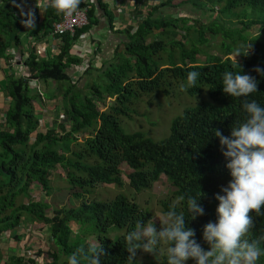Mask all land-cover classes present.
Segmentation results:
<instances>
[{
	"label": "trees",
	"instance_id": "obj_1",
	"mask_svg": "<svg viewBox=\"0 0 264 264\" xmlns=\"http://www.w3.org/2000/svg\"><path fill=\"white\" fill-rule=\"evenodd\" d=\"M15 2L23 4V0H4L0 6V57L12 64L13 49L20 50L22 55H25V44L31 49L29 58H24L29 72L9 75L5 72L2 85L9 101L1 107L4 121L0 125V176L4 179L0 178V232L17 230L27 212L28 218L24 220L43 224L40 229L50 245L35 253H29L26 248L24 255L17 259L25 260L24 264H36L34 257L40 259V255L47 254L48 258L37 264H67L66 257L75 249L95 245L103 249L101 264H138V249L134 255L129 253L124 237L135 227L136 220L153 222L152 211L125 193L111 200L87 197L100 183L122 185L123 163L132 168L129 183L136 191L151 189L163 175L169 179L176 200H162L163 213L173 206L183 211L187 226L195 230L197 241L207 250L209 245L202 238L203 226L210 220L215 221L218 201L214 194L231 179L219 138L212 130L220 129L223 135H230L232 124L242 120L244 115L243 99L222 90L223 72L240 69L255 76L257 92L251 93L248 99L264 104V76L254 70L256 66L264 68V21L238 17L236 12L240 8L264 7V0H221L218 5L221 16H236L245 26L230 27L234 29L231 36L240 40L241 35L246 34L244 31L256 23L260 24V32L252 38L246 34V44L240 42L234 49L223 46L227 57L206 55L204 60L203 55L198 59V51L186 47L182 40L174 39L178 48L180 44L183 47L174 53L165 51L166 39L157 38L168 35L165 28L169 25L176 28L180 25L175 17L167 19L155 15L160 14L161 6L171 4L172 0L158 5L149 0H81L77 9H87L88 23L74 33L55 32V22L62 19L64 12L57 11L50 3L43 6L42 15H34L36 26L29 28L22 22L27 19L24 13L29 10L19 12ZM98 8L106 17L105 27L124 33L125 39L115 49L113 60L102 62V72H97L99 67L90 66L79 78H72L68 69L83 62L72 50L79 39L87 38L93 26L101 24ZM125 9L132 22L119 28L126 21ZM218 23L215 21L201 30L199 36L205 35L206 30L218 31L215 28ZM26 33L28 36L24 39ZM48 36L57 44L53 56L44 55V45H39ZM250 44L252 47L245 53ZM233 53H240L238 60L229 56ZM193 70L201 74L195 86L187 80L188 72ZM93 71H96L95 78H88L87 83L79 87L77 83L82 75ZM178 89L199 100L173 118L167 136L155 139L143 130L127 132L124 129L120 119L125 121L132 117L131 107L136 100L147 94L167 97ZM108 97L115 98V103L108 109H100L98 102L105 103ZM58 101L62 112H55L59 115L53 116L55 121L46 131L40 130L43 113H38V106ZM59 166L66 171L71 194L80 203L58 207L49 213L51 204L46 199L35 200L29 192L32 184L37 183L50 194L51 174ZM200 192L198 202L204 214L192 219L188 216L186 197ZM26 197L30 199L28 203L24 202ZM249 215L252 217L249 235L254 238L264 235V214L250 210ZM73 223L78 225L76 230ZM113 231L122 233L112 236ZM18 237L20 235L15 234V238ZM91 237L97 242L91 243ZM188 261L194 264L193 259ZM161 264H166V254ZM257 264H264V256Z\"/></svg>",
	"mask_w": 264,
	"mask_h": 264
},
{
	"label": "rangeland",
	"instance_id": "obj_2",
	"mask_svg": "<svg viewBox=\"0 0 264 264\" xmlns=\"http://www.w3.org/2000/svg\"><path fill=\"white\" fill-rule=\"evenodd\" d=\"M166 1L167 0H149V3L158 5ZM220 2L221 0H172L171 4L161 6L159 10L160 14L157 12L155 15H161L160 17L167 19H170V17H175L178 19L180 24L177 28L173 25H169L165 28L168 32V35L166 37L163 35L157 37L166 39L168 46L165 48V51L174 53L181 51L183 49L182 45L180 44V47L178 48L173 42L174 39H177L184 41L186 47L196 49L198 51V59H200L199 56L202 55V60H204L206 55L216 54L227 57V54L225 53L226 48H223V46L234 49L236 48L235 46H238L240 42L246 44L248 41L246 34L249 33V38L259 34L260 24L256 23L252 24L249 28H247L248 30L246 29L244 31L246 34L241 35L240 40L239 38L231 36V34L234 33V29L230 27L238 26L240 28H244L245 26L236 16H227L226 14L221 16V12L218 10L220 8L218 6ZM248 12H252L254 14H250ZM236 13L238 17H246L248 19L255 18L256 20L264 21V7H258L254 10L252 8H240ZM215 21L220 22V24H215V28H218V31L209 33L210 31L206 30L205 35L199 36L201 30L209 28ZM202 23L203 25H201ZM217 25H219V27H217ZM93 27L92 29L96 28L95 26ZM121 27L125 28L124 25ZM162 30L164 29L162 28ZM227 34L230 35L228 36ZM27 36L28 34L26 33L24 34L23 38L25 39ZM124 39V33H121L120 31L116 33L110 32L109 38L104 39L101 42L97 40V44L102 48L100 53H93V48H91V46H93V41L89 42L90 45H87V47L90 46L91 50L89 53H87L88 56L86 55L84 57V63L89 61L91 63V67H99L97 72H102L100 69L103 65L102 60H113L114 50L117 43L120 42L121 45ZM84 43V41H79L73 53L82 57L86 47ZM28 49L30 52L31 48L28 47ZM235 52L236 50H234V53ZM234 53L230 54L229 56L234 60H238L239 56L237 54L235 55ZM262 54L264 55V50L262 51ZM16 56L18 63H22V66H14L15 70L13 72L14 74H17L18 72L20 74L24 73V71H26V69L23 68L25 63L20 62L21 57L17 51ZM26 56L29 58L27 54ZM90 66L85 64L84 67L78 68L81 72H84L85 70L90 69ZM75 69L76 66H72L70 69H68L69 74L74 76L73 70ZM9 74H12V72H9L8 75ZM95 74L96 71H93L92 74H83L78 83L76 82L77 85L79 87H83L87 83L88 78H95ZM32 85L35 86L36 83L32 81ZM64 92L65 91H62V93ZM114 99L115 98L108 97L105 103L99 101L98 104L100 109H108L115 103ZM198 100V98L189 96V94L183 92L181 89H178L174 95L167 97H165L163 94H147L141 99L136 100L135 104L131 107L133 109L132 117L126 118L125 121L121 117L120 121L127 132L143 130L147 135L152 136L155 139H161L171 132V123L173 118L181 113L187 105L195 104L198 102ZM37 110L38 113H43V117L40 120L41 128L39 127V129L46 131V128L54 123V117L59 115V113L55 114V112H62L63 109L61 108V103L58 101L50 102L49 106L43 103V105L38 106ZM58 121L62 120L59 119ZM121 168L124 178L122 185L100 183L96 185V187L92 190V193L87 194V197L89 199L111 200L117 194L125 193L131 199L136 200L138 203H140V205L148 207L152 211L151 220L159 230L166 220V216L163 213V207L160 202L167 198L176 200L173 195L174 188L171 185V182L165 175H163L151 189L136 191L129 183L130 180L128 175L132 171V168H130L127 163H123ZM65 175L66 171L60 166L52 171L50 194L40 188L37 183H33L31 186L29 193L35 200L46 199L51 204V208L48 211L49 213L53 212L52 209L58 207H69L71 205L80 203L79 199H76L72 196V190H70V184L67 182ZM0 178L4 179L3 176H0ZM0 194H2V192H0ZM20 196L21 195H19L17 199ZM29 201L30 199L28 197H26L24 200L25 203H28ZM26 214L27 212L23 214L21 223L19 224V227L16 228L17 230L10 229L12 231L7 230L6 233L5 231L3 233L0 232V257L8 258L11 256V254H19L20 252L24 254L26 248H29V253H35L41 248L44 249L45 247L47 249L48 246H50L48 242H46L47 235L40 229L43 224L38 225L27 222L24 220L28 218V215ZM16 226H18V224ZM73 227L76 230L78 225L73 223ZM38 229L39 231H37ZM120 233H122V231H113L112 236ZM15 234L20 235V237L16 239ZM90 242L96 243L97 240L96 238L91 237ZM10 243H12L11 246ZM4 251H6L5 254ZM165 254V245L163 244L160 245L159 251L157 252H148L142 248H138L137 261L138 264H161ZM41 256L45 257V259L48 258L47 254L40 255V257ZM34 260L36 264L39 262L37 257H34ZM186 264L192 263L186 261Z\"/></svg>",
	"mask_w": 264,
	"mask_h": 264
},
{
	"label": "clouds",
	"instance_id": "obj_3",
	"mask_svg": "<svg viewBox=\"0 0 264 264\" xmlns=\"http://www.w3.org/2000/svg\"><path fill=\"white\" fill-rule=\"evenodd\" d=\"M81 0H50L57 11L70 14L78 8ZM27 19L22 22L34 28V14L24 13ZM252 45L250 44L248 49ZM240 54V53H238ZM237 54V55H238ZM257 73L264 76V68L256 66ZM75 71L72 78L80 76ZM201 74L189 71L187 80L195 86ZM258 80L255 76L239 71H225L222 74V90L232 97L242 98L243 119L235 121L230 135H223L220 129H213L212 134L219 138L220 150L225 158V167L231 179L214 194L218 201L215 221L203 226L202 238L209 245L205 250L197 241L195 230L187 226L183 211L173 206L166 213V220L159 228L153 222L135 221V227L127 231L124 239L129 253L142 248L145 251H159L165 245L166 264H186L190 258L194 264H257L264 256V235L252 237L250 210L262 213L264 206V104L256 99H248L257 92ZM201 192L186 197L188 216L195 219L204 214L203 206L198 202ZM103 254L101 246H80L70 256L67 264H101ZM131 259V257H130Z\"/></svg>",
	"mask_w": 264,
	"mask_h": 264
},
{
	"label": "crops",
	"instance_id": "obj_4",
	"mask_svg": "<svg viewBox=\"0 0 264 264\" xmlns=\"http://www.w3.org/2000/svg\"><path fill=\"white\" fill-rule=\"evenodd\" d=\"M4 3V0H0V6ZM50 3V0H23V4L22 6L18 5L16 2H15V5L16 7L18 8V11L23 13L25 10H29L31 11L34 15L35 14H38V15H42V12H43V6L44 5H47ZM119 6L121 7L122 4L119 3ZM127 13V17H126V21L124 23H122V25L126 26L127 24H130L132 22V20H130V17L129 16V11L128 10H123ZM98 15L100 16L101 18V24L98 25V26H95L96 28L95 29H91L90 32H88V36L86 39H79V41H84L85 43V49H84V52H83V55H82V58L84 59V57L87 55V53L90 52L91 48H93V53H100L102 51V48L100 45L97 44V40L99 42H101L102 40L104 39H107L109 38V34L110 32H113L115 33L114 31L108 29L107 27H105V20H106V17L103 13V10L101 8H98ZM132 18V17H131ZM120 25L119 28L122 26ZM94 28V27H93ZM2 39V37H0V40ZM34 39V38H32ZM78 41V42H79ZM93 41V46H88L87 45H90L89 42H92ZM78 42L75 44L72 52L74 51L75 47L77 46ZM40 44H43L44 45V55H47V56H53L56 52H57V44L56 42H54L53 39L49 38V36L42 42H39V45ZM46 44V45H45ZM120 45V42L117 43L115 49L117 48V46ZM95 46V47H94ZM23 49L25 50V55H22L21 51L20 50H17V52L20 54V57H21V61L20 62H24V58H26V54L29 56V49H28V46L27 44H25L23 46ZM39 49L41 50V47L39 46ZM14 50V61L12 64H8L4 58L0 57V125L1 123L4 121L3 118H2V114H1V107L9 101V99L5 96V93H4V90L2 88V85H3V82L5 81V77H6V73L7 72H13L15 69H14V66H19L21 65L22 63H18V59H17V56H16V51L15 49ZM115 51V50H114ZM88 56V55H87ZM114 56V55H113ZM28 58V57H27ZM112 58V57H111ZM85 59L83 60L82 64L80 65H73V66H76V69L73 70L74 72L75 71H78L79 68L78 67H84L85 64H88L90 66V62H85ZM103 62V60H102ZM102 65V63H101ZM22 66V65H21ZM24 69H26V71H24V73H28L29 72V67L28 66H23ZM71 68V67H70ZM69 68V69H70ZM98 67H96L97 69ZM10 70V71H8ZM6 72V73H5ZM22 73V74H24ZM17 74H20L19 72ZM4 87V86H3ZM12 243H10V246H11ZM6 251H4V254H5ZM3 254V253H2ZM20 255H24L22 254L21 252L19 254H16V253H13L11 254V256H9L8 258H5V257H0V264H24V261L25 260H18L17 257H20ZM15 258V259H14ZM43 258L45 257H40V259L38 258V261L39 260H43ZM25 259V258H24ZM27 260V259H26ZM45 261V259H44Z\"/></svg>",
	"mask_w": 264,
	"mask_h": 264
},
{
	"label": "built area",
	"instance_id": "obj_5",
	"mask_svg": "<svg viewBox=\"0 0 264 264\" xmlns=\"http://www.w3.org/2000/svg\"><path fill=\"white\" fill-rule=\"evenodd\" d=\"M88 23V16L86 9H76L70 14H63L62 19L55 22V32L66 33L71 31L72 33L78 27H81Z\"/></svg>",
	"mask_w": 264,
	"mask_h": 264
}]
</instances>
